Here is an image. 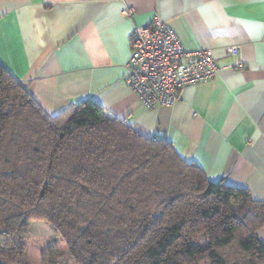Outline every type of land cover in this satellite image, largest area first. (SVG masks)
<instances>
[{
  "label": "trees",
  "instance_id": "trees-1",
  "mask_svg": "<svg viewBox=\"0 0 264 264\" xmlns=\"http://www.w3.org/2000/svg\"><path fill=\"white\" fill-rule=\"evenodd\" d=\"M43 221L73 264H264V203L89 98L54 115L0 63V264Z\"/></svg>",
  "mask_w": 264,
  "mask_h": 264
},
{
  "label": "crops",
  "instance_id": "crops-1",
  "mask_svg": "<svg viewBox=\"0 0 264 264\" xmlns=\"http://www.w3.org/2000/svg\"><path fill=\"white\" fill-rule=\"evenodd\" d=\"M155 18L186 50L210 48L220 70L147 109L125 63L133 29ZM0 63L48 114L89 98L264 203V0H0Z\"/></svg>",
  "mask_w": 264,
  "mask_h": 264
},
{
  "label": "built area",
  "instance_id": "built-area-1",
  "mask_svg": "<svg viewBox=\"0 0 264 264\" xmlns=\"http://www.w3.org/2000/svg\"><path fill=\"white\" fill-rule=\"evenodd\" d=\"M132 12V8L123 9L124 15ZM130 47L125 82L147 109L173 105L183 87L209 79L220 70L210 48L186 50L174 29L158 18L133 29ZM227 52L238 56L239 48L233 45Z\"/></svg>",
  "mask_w": 264,
  "mask_h": 264
},
{
  "label": "rangeland",
  "instance_id": "rangeland-1",
  "mask_svg": "<svg viewBox=\"0 0 264 264\" xmlns=\"http://www.w3.org/2000/svg\"><path fill=\"white\" fill-rule=\"evenodd\" d=\"M21 246V257L26 264H73L64 241L43 221L27 224Z\"/></svg>",
  "mask_w": 264,
  "mask_h": 264
}]
</instances>
